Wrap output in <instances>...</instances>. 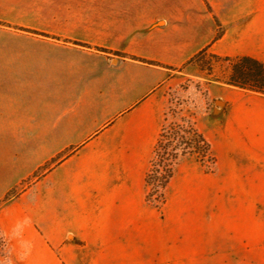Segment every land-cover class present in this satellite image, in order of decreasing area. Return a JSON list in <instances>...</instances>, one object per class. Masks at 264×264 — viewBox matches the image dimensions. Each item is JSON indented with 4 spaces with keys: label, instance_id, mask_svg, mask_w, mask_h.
Returning a JSON list of instances; mask_svg holds the SVG:
<instances>
[{
    "label": "crops",
    "instance_id": "crops-1",
    "mask_svg": "<svg viewBox=\"0 0 264 264\" xmlns=\"http://www.w3.org/2000/svg\"><path fill=\"white\" fill-rule=\"evenodd\" d=\"M206 1L83 0L80 35L16 30L14 43L0 42V151L10 166L0 199L58 160L0 208V264H207L223 255L210 240L223 223L204 196L264 199V96L236 92L217 111L218 143L200 130L218 152L214 173L187 156L166 203L147 198L176 69L206 49L264 62V0Z\"/></svg>",
    "mask_w": 264,
    "mask_h": 264
},
{
    "label": "rangeland",
    "instance_id": "rangeland-1",
    "mask_svg": "<svg viewBox=\"0 0 264 264\" xmlns=\"http://www.w3.org/2000/svg\"><path fill=\"white\" fill-rule=\"evenodd\" d=\"M83 0H1L0 21L14 26L30 28L41 32H50L54 35L66 36L80 35L82 32L80 18L87 14L89 9L79 5ZM16 30L0 25V42L14 43ZM8 45V44H7ZM36 45V44H33ZM225 69L217 64L216 72L219 74ZM179 78L166 88V96L169 100L168 125L180 123L183 117L195 114L197 126L207 137L212 136L218 143L217 136V111L222 107L227 110L228 100L236 92L250 94L227 85L212 82L205 71L197 64H191L178 72ZM211 85L216 97L210 94ZM264 98V97H262ZM170 109L172 111L170 112ZM31 142L39 141L40 136H30ZM0 142L7 143V136H0ZM214 156L218 162V152L213 148ZM8 150L0 151V186L3 176L10 169L8 166ZM24 152L17 151L13 161L18 164L20 155ZM201 163V160L195 156ZM5 160V161H4ZM184 164L186 159H181ZM217 162L205 160L204 171L207 174L214 173ZM20 167V166H19ZM42 172H40L41 174ZM34 175L17 186L18 191L23 190L30 183L35 182ZM206 201L209 206H214V222L223 223V229L210 234V240L215 244H222L224 252L222 256L212 258L207 264H264V199L229 198L219 201L209 193ZM205 199V198H204ZM0 199V201H2ZM219 202V213L216 206ZM223 204V215H221ZM218 218V219H217ZM255 219V220H254ZM255 221V228L254 227ZM5 240L0 233V241ZM4 256V251H1ZM6 264V263H4ZM204 264V263H203Z\"/></svg>",
    "mask_w": 264,
    "mask_h": 264
},
{
    "label": "trees",
    "instance_id": "trees-1",
    "mask_svg": "<svg viewBox=\"0 0 264 264\" xmlns=\"http://www.w3.org/2000/svg\"><path fill=\"white\" fill-rule=\"evenodd\" d=\"M206 1V0H205ZM207 2V1H206ZM211 11V7L209 6ZM0 25L13 28L17 31H25L35 35L53 38L61 40L57 37H52L46 33L38 30L24 28L20 26H14L7 22H1ZM223 29L219 25L218 35L216 40L223 36ZM66 43H73L74 45L89 47L88 44L81 42H73L64 40ZM116 55L127 57L123 54L117 53ZM136 59V58H133ZM159 65L156 63H151ZM197 64L202 71L210 77L209 81L221 83L229 87L241 90L246 93L264 96V62L249 56L240 57H224L209 52L208 49L203 50L196 56H194L184 67ZM222 68L223 71L219 74L216 72V65ZM176 69L181 72L182 69ZM172 109H170V112ZM168 123V113L166 117V123L162 127L157 144L154 149V156L151 162V168L147 175V187H148V201L156 206L153 202V198H161L163 204L166 203L165 191L170 185L172 179L175 176L176 168L179 165L181 159L187 156H197L203 166H205V160H211L214 164L217 162L214 156L212 143L207 137L199 130L195 114H191L189 117H183L180 123ZM57 159L46 164L38 169L34 177L35 182H38L43 176L51 171L52 166L57 163ZM40 172H42L40 174ZM34 183H30L23 190L18 191L17 187L12 189L5 198L0 201V208L10 200L18 197ZM6 246V241H0V251Z\"/></svg>",
    "mask_w": 264,
    "mask_h": 264
},
{
    "label": "built area",
    "instance_id": "built-area-1",
    "mask_svg": "<svg viewBox=\"0 0 264 264\" xmlns=\"http://www.w3.org/2000/svg\"><path fill=\"white\" fill-rule=\"evenodd\" d=\"M152 200L155 204H159L160 206L165 204H163V200L161 198H157V196H155Z\"/></svg>",
    "mask_w": 264,
    "mask_h": 264
}]
</instances>
